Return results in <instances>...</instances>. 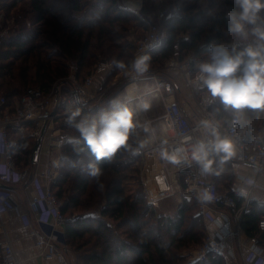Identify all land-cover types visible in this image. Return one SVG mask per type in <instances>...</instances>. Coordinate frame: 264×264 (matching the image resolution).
I'll return each instance as SVG.
<instances>
[{
    "label": "trees",
    "instance_id": "1",
    "mask_svg": "<svg viewBox=\"0 0 264 264\" xmlns=\"http://www.w3.org/2000/svg\"><path fill=\"white\" fill-rule=\"evenodd\" d=\"M174 1L177 8L164 19L167 39L148 52L150 66H162L175 56L179 60L189 58L197 70L198 63L208 59L209 44L233 42L226 35L222 17L231 0ZM158 3L168 5L169 0H143L141 13L156 21ZM89 7L87 0H0V14L6 20L13 18L20 26L18 32L8 30L0 39V97L6 100L3 107L14 109L29 90L37 87L49 91L55 80L67 76L66 62H57L56 55L75 61L82 77L92 72L100 55L126 65L131 63L136 43L130 33L134 31L138 38L143 37L148 29L146 21L120 8L117 0H103L100 20L80 22L75 13ZM95 7L94 4L90 10L94 11ZM38 23L41 28L37 33H24ZM0 25L4 23L0 21ZM126 69L115 67L107 83ZM122 83L113 87V93ZM110 96L83 109L82 114L99 119L102 112L112 110V105L106 104ZM115 104L125 105L123 101ZM212 112L225 125L233 115L219 103L212 107ZM239 115L247 140H255L263 111L245 109ZM65 121L59 120L64 135H78ZM131 139L138 141L134 132ZM36 142L35 138L22 134L12 140L19 167L34 170ZM80 147L82 150L76 153L65 140L58 174L51 183L61 211L67 217L63 242L71 264H227L225 257L213 253L195 261L186 260L187 255L183 254L200 246L206 234L205 220L197 212L199 203L195 196L183 197L173 214L160 213L145 188L142 156L122 152L112 161L101 160L102 175L96 179L86 171L95 157L82 141ZM232 160L214 175L218 185L223 175L227 187L233 182ZM184 176L182 173L180 182L186 186ZM237 201L241 205L242 199ZM263 216L264 207L253 203L243 215L242 228L264 247V229L259 226Z\"/></svg>",
    "mask_w": 264,
    "mask_h": 264
},
{
    "label": "built area",
    "instance_id": "2",
    "mask_svg": "<svg viewBox=\"0 0 264 264\" xmlns=\"http://www.w3.org/2000/svg\"><path fill=\"white\" fill-rule=\"evenodd\" d=\"M87 2L91 7L102 3L103 0H87ZM117 2L120 8L136 13L148 24L145 35L136 41L134 57L148 54L167 39L166 28L161 26V22L172 12L170 7L159 10L157 17L159 26L157 21L154 22L141 13L143 0H117ZM75 63L72 60L69 64L70 72L60 79L61 82H56L49 91L41 88L29 90L14 109L3 107L6 100L0 99V185L31 178L39 188L28 202L30 211L23 212L14 200L12 190L9 187L0 186V221L2 222L3 212L13 208L16 215L30 227V235L43 248L42 254L45 260L57 258L62 264H71L63 242L67 217L61 211L51 183L58 174L63 144L71 137L62 135L64 131L59 125V120L63 117L66 119L68 108L79 107L83 110L95 106L118 82L116 80L114 84L107 86V77L115 70V59L106 57L100 60L92 72L81 80L78 76V65ZM169 71L181 75L185 85L190 88L195 98L197 112L201 114V116L195 115L197 120H192L181 105L177 94L178 86L164 74ZM140 77H147L144 80L145 85L140 89L136 87L135 91L126 87L119 99L135 111V119L141 126L144 122L151 121L148 120L150 118L142 117L143 121L139 119L143 110L140 104L147 103L143 100L144 96L151 92L162 103L163 113L160 119L163 123L162 129L169 135L166 141L170 147L181 145L186 154H190L192 143L201 136L202 130H197L198 123L203 119H209L218 125L224 135L234 139L235 161L246 164L249 162L255 169L254 175L238 173L226 193L219 190V185L213 176L202 174L195 164L191 167L175 164L174 176L178 178L182 173L186 175V197L206 187L211 188L215 197L211 202L199 201L200 212L198 213L204 217L206 235L192 261L204 260L208 254L213 253L225 257L227 264H264V247L259 244L256 237L247 235L242 228L243 215L250 211L253 203L264 207V196L257 193L258 189L264 187L259 180L264 172V118L253 141L247 140V133L242 128L243 119L239 114L233 113L228 125L221 123L212 112V107L219 102L210 103L207 92L197 85L196 80L199 74L193 69L189 58L179 60L178 57H171L166 65L150 66L149 70L143 74H138L129 67L123 74V79L138 80ZM76 93L80 100L78 105L75 102ZM10 128L36 140L40 137L44 139L49 134L51 140L49 153L53 154L55 160L48 162L43 174L39 175L35 171L31 172L29 168L18 167L12 148V139L9 136ZM170 130L173 131L171 135ZM156 144L155 147L160 146L159 142ZM148 150L149 148L144 144L143 149L135 156H145ZM40 177L44 179L43 186L40 185ZM240 198L241 205L237 201ZM259 226L264 229V216L259 220ZM4 231L6 232V229ZM0 264H23L7 232L6 238L0 242Z\"/></svg>",
    "mask_w": 264,
    "mask_h": 264
},
{
    "label": "clouds",
    "instance_id": "3",
    "mask_svg": "<svg viewBox=\"0 0 264 264\" xmlns=\"http://www.w3.org/2000/svg\"><path fill=\"white\" fill-rule=\"evenodd\" d=\"M226 35L233 41L212 43L208 46V59L198 63L197 85L207 92L209 102L219 104L225 111L237 113L245 109L264 111V0H231V6L223 12ZM151 56L139 55L126 65L117 61V69L131 67L136 73L149 70ZM76 104L80 103L76 98ZM140 107L147 111L150 105ZM66 125L78 135L67 139L74 152L79 153L81 141L95 157L87 165V175L99 179L102 168L99 161H112L122 152L135 155L143 149L142 141H132L133 132L141 125L135 119V111L127 105L112 104L111 111H104L99 119L82 114L79 107L66 109ZM145 131L148 130L144 126ZM197 130L201 136L186 154L181 145L169 147L161 142L159 155L177 165L191 167L195 164L204 175H218L222 166L236 154L235 141L224 135L217 124L209 119L201 120ZM200 202L215 199L211 188L196 193Z\"/></svg>",
    "mask_w": 264,
    "mask_h": 264
},
{
    "label": "crops",
    "instance_id": "4",
    "mask_svg": "<svg viewBox=\"0 0 264 264\" xmlns=\"http://www.w3.org/2000/svg\"><path fill=\"white\" fill-rule=\"evenodd\" d=\"M95 17L96 16H93V18ZM164 74H166V76L178 86V95L181 98H179L180 103L184 107L188 115L192 118V120H197L198 118H196L195 115L197 114L201 116V114L200 112H197L198 110L197 106L195 105V98L190 88L185 85L182 76L178 75L174 71H169ZM136 81L137 80H134L132 78L130 79V82L128 84L130 86H133L135 84L136 86ZM143 100H145L150 105L149 110L146 111L147 114L150 110L153 109V107H151L152 103L146 100V98H144ZM148 120L151 121L148 123L144 122V125H146L149 130H153V134H156L157 139H160L162 141V134L166 135V132L163 129L162 133L157 132L156 123L159 124L160 122H156L155 118L153 117H150V119ZM161 125H163V123ZM62 135H64V132H62ZM146 136L148 137V139L144 138L143 143L146 145V147L149 148V150L145 156H142L143 161L145 162V164L142 163V178L147 194L152 202H154L157 206H160V203L162 204V200H168V197L180 192L181 195H177V208H179L182 204V199L185 196L183 191L184 186H182L180 180L178 179L179 176L178 178L174 176V172H168L167 178H163V175L161 177L163 179H158V177L154 179L152 178V174L150 172H153V170L156 169V165L154 164V162H156V159L158 158V148L160 147L154 146L155 138L152 137L153 135L147 133ZM151 139L154 140L152 141ZM44 140L45 144L43 145ZM156 142L159 141L156 140ZM50 143V136L49 134H47V136L42 139L38 158L34 162L35 172H37L39 175L45 172L50 160H55L53 154L50 155L49 153L51 151ZM232 159L233 168L230 170V172L234 175L233 181L237 178L238 173L254 175L255 169L251 165H248L246 163H239L235 161V157H233ZM149 173L151 174L150 176ZM168 179L171 181L169 182ZM259 180L264 185V172L259 177ZM40 185H44V179L42 177H40ZM8 186H10L9 188L13 192L14 200L20 206L21 210L23 212H29L30 209L28 202L31 197L39 191L38 186L32 182L31 178H29L28 180L8 184ZM257 193L264 196V187L258 189ZM4 229H6L7 235L12 240L16 252L23 264H62L57 258L50 261L45 260L42 254L43 248L36 243L35 239L30 235V227L22 218L16 215L13 208L6 209L2 214V222L0 221V242L6 238V232L4 231Z\"/></svg>",
    "mask_w": 264,
    "mask_h": 264
},
{
    "label": "rangeland",
    "instance_id": "5",
    "mask_svg": "<svg viewBox=\"0 0 264 264\" xmlns=\"http://www.w3.org/2000/svg\"><path fill=\"white\" fill-rule=\"evenodd\" d=\"M102 6H103V2L102 3H99L98 5H96V7H95V9H94V11H91L90 10V7L89 8H85L83 11H80V12H77V13H75V16H76V18L80 21V22H89V21H91V20H100V18H101V15H102ZM143 7V6H142ZM168 7H170L172 10L174 9V8H177L176 7V3H175V1L174 0H169V3H168V5H162V4H157V10H158V12H159V10H163V9H166V8H168ZM96 11V12H95ZM158 14V13H157ZM68 16V14H66L65 16H64V18H66ZM93 16H96L95 18H93ZM158 20V19H157ZM156 20V21H157ZM0 21L1 22H3L4 23V26H2V25H0V39L4 36V35H7V32H8V30H15V31H17L18 32V30H20V26H19V24H18V22L16 21V20H13V18H11V19H9V20H6V17L4 16V15H2V14H0ZM153 21V20H152ZM156 21H154V22H156ZM156 23H158V21L156 22ZM157 25H159L160 26V23H158ZM161 26H165L164 25V19H162V22H161ZM40 28H41V24L40 23H38V24H36V25H33V26H31V27H29L26 31H24V33L26 34V35H33V34H35V33H37L39 30H40ZM134 30V29H133ZM131 35H130V38L131 39H133L134 40V42L136 43V41H137V39H138V36H136L135 35V32L133 31L132 33H130ZM175 57V56H174ZM104 58H106L105 56H103V55H100V60H102V59H104ZM135 58V57H134ZM55 60L57 61V62H66V66H68V69H69V72H70V63H72V60H68V59H66V58H64L63 56H60V55H56V58H55ZM100 60H99V62H100ZM134 60V59H133ZM170 60V58L167 60V62ZM98 62V63H99ZM167 62L164 64V65H166L167 64ZM76 64V63H75ZM164 65H162V66H164ZM75 66V65H74ZM157 67H161V66H157ZM129 68V67H128ZM127 70V69H126ZM126 70L125 71H123V73H121V74H119L118 76H116V78L115 79H113L112 81H110L109 83H107V86H111L112 84H114L113 82H115L116 80L118 81V82H116V84L114 85V86H112L110 89H109V91L107 92V94H105V96L104 97H106L108 94H111V99H109L108 101H106V104L107 105H112L113 103H115L116 101H121V99H119L120 98V96L123 94V92H124V90L126 89V87H128L129 88V90H131V91H135L136 90V87L138 88L139 87V89L141 88V87H143L144 85H145V82L146 81H144L145 79H144V77H140L137 81H136V86H135V84L133 85V86H128L127 85V83H129L130 81H126L125 79H127V78H125V79H123V74L126 72ZM88 75V74H87ZM86 75V76H87ZM78 76H79V79L81 80V79H84L86 76H84V77H82V76H80V74H79V70H78ZM61 82V80L60 79H57V80H55L54 82H53V84H52V86L56 83V82ZM123 82V83H122ZM120 83H122L121 85V87L120 88H118V90L116 91V92H114L113 93V90H114V88L113 87H115V86H117L118 84H120ZM65 85H67V84H65ZM51 86V87H52ZM35 88H37V87H35ZM111 89H112V91H111ZM113 93V94H112ZM122 93V94H121ZM178 94V93H177ZM23 97V96H22ZM122 98V97H121ZM144 98H146V100H148L150 103H152V105H151V107H153V109L152 110H150L147 114H146V111H142V115H140V121H143V119H141L142 117H144V119L146 118V119H148V118H150V117H153V118H155V120H156V122H160L159 124L158 123H156V129H157V132L158 133H162V125H161V119L159 118L160 116H161V114L163 113V108H162V103H161V101H159L157 98H155L154 96H153V94L150 92L148 95H146V96H144ZM178 98H180V96L178 95ZM0 99H2V97H0ZM181 99V98H180ZM103 100V99H102ZM101 100V101H102ZM180 101V100H179ZM105 103L103 104V106H105L106 105ZM238 114H239V112H237ZM236 113V114H237ZM263 118H264V111H263V116H262ZM64 119H65V117H63ZM263 118H262V121H263ZM262 124V123H261ZM144 126H146V125H143V126H141L140 128H138V129H136L135 131H134V133H135V136H136V138H137V140L138 141H142L143 142V139L144 138H146V139H148V137L146 136V134L147 133H150L151 135H153L152 137H154L155 138V142H154V146L156 145V140H158L159 142H162V141H164V139L166 140V139H168L169 138V135H167V133H166V135L165 134H162L163 135V137L161 138V139H163L162 141L160 140V139H157V137H156V134H153L154 133V131L153 130H147V131H145V128H144ZM160 127V128H159ZM142 128H143V130H142ZM173 133V131H171L170 130V132H169V134L171 135ZM21 135V132H19V131H17V130H14V129H12V128H10L9 129V136L11 137V139L12 140H14L15 138H17L18 136H20ZM46 140V139H45ZM45 140L43 141V145L45 144ZM152 140V139H151ZM154 140V139H153ZM152 140V141H153ZM160 145H161V143H160ZM168 145H169V143H168ZM158 147H160V146H158ZM170 147V146H169ZM131 156H133V154H130ZM135 156V155H134ZM133 156V157H134ZM158 158L156 159V162H154V164L156 165L155 166V170H153V172H150L149 173V176L151 175L152 176V178L154 179V178H156V177H158V179H163V178H167V174H168V172H173V168H174V166H175V164H173V163H170V162H168L167 160H164V159H162L161 157H160V155H159V148H158ZM142 163H144L145 164V162L144 161H142L141 162V168H142ZM171 165H173V166H171ZM19 167V166H18ZM20 169H23V168H21V167H19ZM27 168H29L30 170H31V172H34L35 171V169L34 170H32L30 167H27ZM24 169H26V168H24ZM163 170V171H162ZM142 172V171H141ZM162 175L164 176L163 178H161L162 177ZM211 176H213L214 177V175H211ZM185 177V180L187 179L186 178V175L184 176ZM157 179V180H158ZM179 180H180V175H179V178H178ZM221 180L222 181H220V183H219V190L221 191V192H228L229 191V187H227L226 186V183H224L226 180H225V176L223 175L222 176V178H221ZM168 181L170 182L171 180H169L168 179ZM182 184V183H181ZM185 184H187V183H185ZM183 186V185H182ZM186 186H184V188H183V191H184V194L186 195V193H185V188ZM177 195H181V193L179 192V193H176V194H174V195H172V196H170V197H168L167 199L168 200H162V204L160 203V206H157L155 203V205H156V207H157V209H158V211L160 212V213H163V214H167V212H168V214H173L174 212H176L177 211ZM193 196H195V198H196V194H193ZM185 197V196H184ZM182 202H183V199H182ZM198 203H200L199 201H198ZM197 212H200V210H198ZM206 235V234H205ZM205 238V237H204ZM204 240V239H203ZM202 243H203V241H202ZM202 243H201V245H202ZM200 245V246H201ZM200 246H198V247H193V248H190V249H188L187 251H184V253L183 254H186L187 256H186V260H188V261H192L193 259V256H194V254H195V252H197V250L200 248ZM68 256V255H67ZM68 259H70L69 258V256H68ZM70 261V260H69Z\"/></svg>",
    "mask_w": 264,
    "mask_h": 264
},
{
    "label": "water",
    "instance_id": "6",
    "mask_svg": "<svg viewBox=\"0 0 264 264\" xmlns=\"http://www.w3.org/2000/svg\"><path fill=\"white\" fill-rule=\"evenodd\" d=\"M76 97H78V94L76 93ZM41 142H42V138L40 137L37 142H36V145H35V149H34V162L36 161V159L38 158V154H39V150H40V145H41ZM248 165H250L251 163L247 162ZM0 186L2 187H10L8 186L7 184L5 183H2Z\"/></svg>",
    "mask_w": 264,
    "mask_h": 264
}]
</instances>
